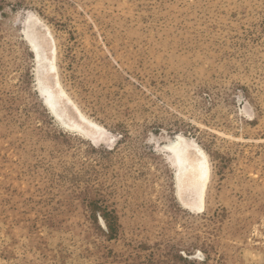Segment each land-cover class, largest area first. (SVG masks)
I'll list each match as a JSON object with an SVG mask.
<instances>
[{
  "label": "rangeland",
  "instance_id": "rangeland-1",
  "mask_svg": "<svg viewBox=\"0 0 264 264\" xmlns=\"http://www.w3.org/2000/svg\"><path fill=\"white\" fill-rule=\"evenodd\" d=\"M35 19L101 135L48 109ZM178 133L208 159L199 210ZM0 264H264V0H0Z\"/></svg>",
  "mask_w": 264,
  "mask_h": 264
},
{
  "label": "bare ground",
  "instance_id": "bare-ground-1",
  "mask_svg": "<svg viewBox=\"0 0 264 264\" xmlns=\"http://www.w3.org/2000/svg\"><path fill=\"white\" fill-rule=\"evenodd\" d=\"M30 30L31 45L34 48L37 46L36 60L37 67L38 65L40 67V74L38 72L36 74L38 87L41 94L48 93L49 95L50 99H47L46 103L50 112L69 130L78 131L89 137H94L95 134L101 135L104 128L82 112L75 110L72 102H68L63 89L59 86L54 73L56 72L54 71L56 67L55 46L48 35L50 33L47 27L35 19ZM37 51H40V56L37 55ZM92 139L95 140V138ZM163 148L170 149L169 153H172L174 161L178 163L179 188L184 197V204L192 210L201 209L203 194L209 178L206 153L195 141H187L179 133L175 139L168 140Z\"/></svg>",
  "mask_w": 264,
  "mask_h": 264
},
{
  "label": "water",
  "instance_id": "water-1",
  "mask_svg": "<svg viewBox=\"0 0 264 264\" xmlns=\"http://www.w3.org/2000/svg\"><path fill=\"white\" fill-rule=\"evenodd\" d=\"M37 53H38L37 55L40 56V54H39L40 51L39 52L37 51ZM38 74H40V67H39V70H38Z\"/></svg>",
  "mask_w": 264,
  "mask_h": 264
}]
</instances>
